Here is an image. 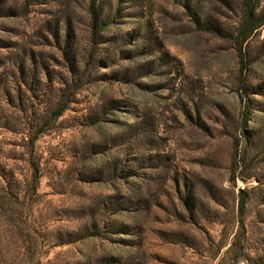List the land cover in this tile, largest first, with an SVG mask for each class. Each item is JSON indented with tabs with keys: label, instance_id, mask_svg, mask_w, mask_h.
Instances as JSON below:
<instances>
[{
	"label": "rangeland",
	"instance_id": "1",
	"mask_svg": "<svg viewBox=\"0 0 264 264\" xmlns=\"http://www.w3.org/2000/svg\"><path fill=\"white\" fill-rule=\"evenodd\" d=\"M249 1L241 69L247 0H0V236H19L18 212L33 235L87 231L55 263L264 264V0ZM90 7L108 22L94 38Z\"/></svg>",
	"mask_w": 264,
	"mask_h": 264
},
{
	"label": "trees",
	"instance_id": "2",
	"mask_svg": "<svg viewBox=\"0 0 264 264\" xmlns=\"http://www.w3.org/2000/svg\"><path fill=\"white\" fill-rule=\"evenodd\" d=\"M248 9L241 24V28L239 30L240 40L238 45L236 46L237 55L240 61V68L246 67V62L244 60V52L242 50V43L253 33L256 29V25L253 24V18L251 14V4L250 1L247 0ZM90 12V25L92 27L93 38L94 34H96L97 29L104 28L107 26V21H101L98 19L96 11L93 7L89 8ZM264 22V19L261 21ZM66 103L61 102L59 106L54 110V117H58L62 110L65 108ZM248 118V113L245 114L244 121ZM41 130H38V132ZM31 174L29 178V188L30 195H34L32 201L35 204H39L40 202V193L37 191L39 186L40 174L38 171V164L34 159L30 161ZM25 192L21 194V199L25 198ZM240 194V202L239 209L242 210L244 208V204L246 201V196L244 195V190L239 189ZM15 200H17V196H14ZM16 217L11 218V228L18 233L19 236H0V264H65V263H55L48 255L50 250L57 246H62L64 244H68L79 240L81 238L86 237L87 231L80 232L79 231H61L56 230L51 236H42L38 231L37 234L33 235L30 231V225L27 223V220L22 217V214L16 212ZM85 229V228H84ZM83 230V229H82ZM33 232V230H32ZM89 233V232H88ZM93 230L91 234H93ZM5 242V243H4ZM12 247V248H11ZM11 248V252L10 251ZM78 264V263H75Z\"/></svg>",
	"mask_w": 264,
	"mask_h": 264
}]
</instances>
